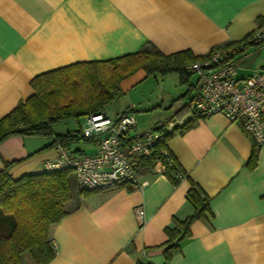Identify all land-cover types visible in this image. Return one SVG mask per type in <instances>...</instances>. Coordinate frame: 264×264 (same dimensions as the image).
Segmentation results:
<instances>
[{"label":"crops","instance_id":"crops-1","mask_svg":"<svg viewBox=\"0 0 264 264\" xmlns=\"http://www.w3.org/2000/svg\"><path fill=\"white\" fill-rule=\"evenodd\" d=\"M262 24L264 0H0V118L33 94L34 76L51 69L132 53L147 41L163 54L205 55L243 40ZM233 59L237 76L244 78L264 64V46L247 45ZM146 77L139 69L123 79L121 94ZM195 84L196 76L194 83L189 78L190 86L183 84L185 90L147 98L148 121L140 132L175 117ZM131 102L114 119L135 111ZM182 116L191 119L167 147L187 176L174 184L158 163L138 175L137 185L82 198L72 190L63 205L66 214L50 227L55 255L46 264H264V144L255 149L250 136L221 113L191 116L188 109ZM15 154H6L0 144L3 160L27 155L24 148ZM253 154L255 165L249 167ZM56 156V147H46L9 173L17 179L44 172V160ZM191 182L208 195V210L168 252L165 228L193 211L186 198ZM137 207L144 210L142 225ZM22 257L24 264H35L28 253Z\"/></svg>","mask_w":264,"mask_h":264},{"label":"trees","instance_id":"trees-1","mask_svg":"<svg viewBox=\"0 0 264 264\" xmlns=\"http://www.w3.org/2000/svg\"><path fill=\"white\" fill-rule=\"evenodd\" d=\"M239 42L223 47L232 50L234 55L241 50ZM203 56L194 55L190 50L163 54L147 41L132 53L105 60L75 62L40 73L30 81L33 94L20 100L13 110L0 118V141L13 134L46 136L53 137L46 147L60 145L74 153H86L71 147L75 142L90 141L82 135L81 125L63 134H54L51 125L60 119L78 120L81 116L104 112L107 104L120 97L121 81L139 69L147 76L175 73L181 85H189L192 71L188 65ZM187 106L176 112L177 118L188 111ZM158 124L156 130L162 134L152 155L138 158L137 174L159 162L163 174L177 184L187 175L173 158L167 141L179 128L165 132L163 125ZM16 163V160L4 162L0 170V264H24V253H28L35 264H46L55 255L49 230L66 214L63 205L71 198V191L76 192L75 176L74 186L73 171L69 168L26 173L13 179L9 168ZM247 165H255V154L251 155ZM178 173L183 177H178ZM186 198L193 211L183 220L173 219L174 227L165 228L170 243L166 248L168 252L175 248L174 241L178 242L190 233L191 223L208 210L209 197L194 182H191ZM137 264L144 263L138 261Z\"/></svg>","mask_w":264,"mask_h":264},{"label":"built area","instance_id":"built-area-1","mask_svg":"<svg viewBox=\"0 0 264 264\" xmlns=\"http://www.w3.org/2000/svg\"><path fill=\"white\" fill-rule=\"evenodd\" d=\"M238 44L240 48L245 45L264 46V24L253 29ZM232 54L229 48L216 46L188 65L196 76L188 103L190 114H223L231 124L239 126L250 136L257 149L264 144V64L240 78ZM190 119L171 117L158 125H163V130L170 132L173 128H183ZM135 125L134 117L127 112L116 119L102 111L87 115L80 128L94 151L80 154L57 145V156L44 160L43 168L46 172L72 169L79 198L85 192H103L137 185V160L152 155L162 131L156 130L155 126L141 133H132ZM177 176L183 177L181 173ZM134 213L138 224L142 225L145 221L144 210L137 207Z\"/></svg>","mask_w":264,"mask_h":264},{"label":"rangeland","instance_id":"rangeland-1","mask_svg":"<svg viewBox=\"0 0 264 264\" xmlns=\"http://www.w3.org/2000/svg\"><path fill=\"white\" fill-rule=\"evenodd\" d=\"M190 82H195V74L192 73L190 75ZM185 85H180L178 83L177 75L175 73H167L165 75L155 74L147 76L143 81L136 84L132 89L125 94H121L120 97L110 102L104 107V111L106 115L110 118L114 119L116 117L117 111L121 109L122 105H127L129 101L136 105V110L130 113L135 121H136V129L137 133H141L140 129H142L145 125H147V119L143 116L146 111H143L144 105L147 103V98L151 100L160 99L163 91H170L172 93H176L177 90H185ZM126 103V104H125ZM124 107V106H122ZM156 114V113H155ZM177 117V116H175ZM184 117V116H182ZM84 121V116H81L78 120L75 118H65L55 121L52 125V131L54 134H63L68 130H74L78 128ZM22 137L23 139H8L11 137ZM52 138L46 136H37V135H21V134H13L9 135L2 141V149L6 152V154H12L15 151V157H17L22 148L26 151L27 155L22 158H15L17 163L23 160L26 157H31L35 155L38 151L45 149L46 146L51 143ZM73 149L77 148L82 152L92 153L94 151L93 145L91 142H75L71 146ZM14 157V156H13ZM2 163L11 162L7 160H3L0 157ZM40 169V168H39ZM40 173V172H39ZM74 173H72V186H74Z\"/></svg>","mask_w":264,"mask_h":264},{"label":"water","instance_id":"water-1","mask_svg":"<svg viewBox=\"0 0 264 264\" xmlns=\"http://www.w3.org/2000/svg\"><path fill=\"white\" fill-rule=\"evenodd\" d=\"M105 113V112H104Z\"/></svg>","mask_w":264,"mask_h":264}]
</instances>
